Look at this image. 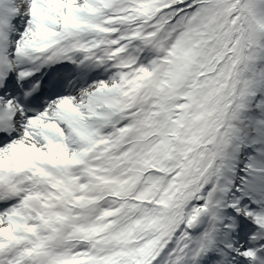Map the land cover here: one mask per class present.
Masks as SVG:
<instances>
[{"label":"snow or ice","instance_id":"snow-or-ice-1","mask_svg":"<svg viewBox=\"0 0 264 264\" xmlns=\"http://www.w3.org/2000/svg\"><path fill=\"white\" fill-rule=\"evenodd\" d=\"M0 264H264V0H0Z\"/></svg>","mask_w":264,"mask_h":264}]
</instances>
